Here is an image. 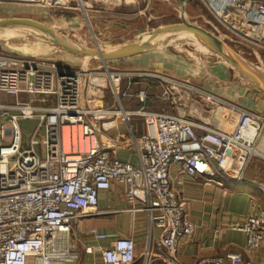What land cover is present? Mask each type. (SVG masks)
<instances>
[{
    "label": "built area",
    "instance_id": "obj_1",
    "mask_svg": "<svg viewBox=\"0 0 264 264\" xmlns=\"http://www.w3.org/2000/svg\"><path fill=\"white\" fill-rule=\"evenodd\" d=\"M94 1L117 7L147 0ZM198 1L227 31L226 36L264 50V0ZM0 3L54 10L81 7L84 12L86 7H92L84 0ZM108 76L118 95L123 74L108 72ZM158 78L165 81L163 98L174 103V88L179 85ZM85 86L84 72L54 63L38 64L25 56L0 55V264H64L66 259L76 258L72 222L94 214L100 194L114 184L125 188L130 204H136L140 194L144 196L142 205L131 211L147 213L153 226L161 230L156 247L172 264H182L176 258L178 244L190 237L196 226L186 202L172 185V169L178 166L188 176L208 183L219 184V179L243 183L252 159L259 155L257 144L264 133V114L242 110L236 129L228 133L165 109L150 112L142 106L136 112H127L112 107L94 108L86 99ZM22 94L29 100H20ZM38 96L53 98L55 103H40ZM9 97L15 102L7 101ZM139 98L144 102L147 94L143 92ZM134 114L153 129L135 138L141 150L138 164L112 158L109 148L101 144L95 125L118 117L129 124ZM32 119L39 124L28 147L22 141L20 122ZM261 188L264 191V186ZM230 227L245 233L246 252L257 251L264 243V209H252ZM91 234L106 238L96 229ZM145 254H149L148 249ZM102 257L106 264H134L136 244L129 237H119L112 248L102 252ZM241 259L240 254L230 253L203 258L198 264Z\"/></svg>",
    "mask_w": 264,
    "mask_h": 264
},
{
    "label": "crops",
    "instance_id": "obj_2",
    "mask_svg": "<svg viewBox=\"0 0 264 264\" xmlns=\"http://www.w3.org/2000/svg\"><path fill=\"white\" fill-rule=\"evenodd\" d=\"M84 1L87 6L98 7L92 11L94 23L100 26L106 23L104 31L109 34L115 26L129 32L135 29L138 25L136 21L140 19L148 23L157 19V0L130 2L117 7L99 4L94 0ZM121 21L126 23L121 24ZM104 36L109 38L107 34ZM194 45V54H198L196 58L174 53L167 48L153 49V46L135 57L113 61L109 66L111 71L123 74L117 88L119 98L116 95L110 102V93L114 95L115 91L106 75L97 79L96 86L86 85L88 103L91 106L95 103L93 107H112L127 112H136L142 106L150 112L165 109L172 115L186 117L196 124L228 133L236 129L242 110L264 114L262 89L242 76L225 58L206 47L207 50H204L197 42ZM257 57L254 56L256 68L264 77L263 62ZM156 76L179 85L174 88V103L163 98L165 81ZM183 84L189 87H183ZM143 92L147 98L141 102L139 97ZM43 101L49 105L55 103L53 98L38 102ZM95 125L101 144L109 148L112 158L133 164L140 162L141 152L135 138L145 132H153L137 114L132 115L129 124L118 117L97 121ZM196 131L200 133L201 128L197 126ZM257 147L259 155L251 161L245 181L241 184H230L222 179L218 180L219 184L208 183L188 176L178 166L172 169V185L186 202L190 219L196 226L193 234L178 244L176 258L180 263L198 264L206 257L233 253L240 254L242 259L236 262L226 260L223 264H264V243L257 251L248 253L245 249V233L230 227V224L242 221L252 209H264V191L261 188L264 186V133ZM143 199L144 196L140 194L139 201L130 204L125 188L118 184L102 192L96 212L72 222V249L77 256L66 259L64 264H106L102 252L112 248L119 237L134 240L137 255L134 264H172L166 259L165 252L155 245L161 237V230L153 226L147 213L131 211L133 207L141 206ZM92 229L105 234L106 238L99 239L92 235ZM87 248L92 250L87 252ZM147 249L148 255L145 254Z\"/></svg>",
    "mask_w": 264,
    "mask_h": 264
},
{
    "label": "rangeland",
    "instance_id": "obj_3",
    "mask_svg": "<svg viewBox=\"0 0 264 264\" xmlns=\"http://www.w3.org/2000/svg\"><path fill=\"white\" fill-rule=\"evenodd\" d=\"M156 5L158 6L156 8L157 19H153V22L148 23L146 20L140 19L136 21L138 22V25H136L138 28L135 26V29L132 31L125 32L122 28L115 26L112 29L113 31L110 30V34L104 31V27L107 26L106 23H103L101 26L95 25L94 23V19L92 18L94 12L92 11L97 10L98 7H86V11L84 12L81 7L78 9L54 10L37 5L0 3V20H30L39 24L43 29L50 30L58 36L80 46L95 49L98 45L101 49H109L125 44L136 43L140 39L144 40V37L151 32L161 27L180 22L175 11L168 7L166 3L157 2ZM117 9L118 8H115V10ZM187 11L191 18L192 25L199 27L204 32L231 47L244 59L251 61V65L255 67L257 63L255 62L254 56H258L257 58L263 62L264 66V50L250 45V47L247 48L236 42L231 36L229 38L225 36L228 34L227 31L211 16L198 0L191 1ZM121 22V24L126 23L124 21ZM130 23L133 22H129L128 24ZM106 34L111 37L110 40L104 36ZM194 44H196V42L191 38L185 36L183 33H177L161 39L154 45L153 49L167 48L174 53L187 54L188 56L196 58L198 54H194L196 52L194 51L196 47ZM1 54L25 56L38 64L54 63L65 68L76 70L80 73L84 72L86 85L93 84L92 81L96 82L100 77H105L108 75V72H115L111 71L109 67L113 64V61H108L104 64L99 59L78 57L66 49L54 45L44 38L24 29H6L0 31V55ZM198 61L197 58V62ZM116 95V92H114V95L110 93V102H113L112 97H116ZM2 97L3 100H6L5 95H2ZM117 98H119V95H117ZM37 99V101H39L42 97L38 96ZM20 100L28 101L29 96L22 94ZM7 101L14 103L15 98L9 97ZM93 106H95V103ZM38 124L39 121L34 119L22 120L20 122L24 145L29 144L31 136ZM43 133L44 131H41L40 136H43Z\"/></svg>",
    "mask_w": 264,
    "mask_h": 264
},
{
    "label": "water",
    "instance_id": "obj_4",
    "mask_svg": "<svg viewBox=\"0 0 264 264\" xmlns=\"http://www.w3.org/2000/svg\"><path fill=\"white\" fill-rule=\"evenodd\" d=\"M192 0H157L158 3H166L177 14L179 23L161 27L148 35L147 40H138L136 43L125 44L114 48L101 49L98 45L95 49L80 46L63 37L58 36L50 30L43 29L39 24L25 19L0 20V31L6 29H24L44 38L67 51L84 58L99 59L104 64L108 61L129 59L140 55L152 48L158 41L177 33L190 34L202 46L215 52L229 61L237 71L254 85L264 91V77L259 70L248 63L239 53L220 40L212 37L199 27L192 25L188 15V6ZM157 18V17H156ZM111 39V37H109Z\"/></svg>",
    "mask_w": 264,
    "mask_h": 264
},
{
    "label": "bare ground",
    "instance_id": "obj_5",
    "mask_svg": "<svg viewBox=\"0 0 264 264\" xmlns=\"http://www.w3.org/2000/svg\"><path fill=\"white\" fill-rule=\"evenodd\" d=\"M10 33V32H9ZM4 34V33H3ZM7 34H8V32H7ZM186 36H188L189 38H191L193 41H195V42H197L199 45H201L197 40H195L190 34H187V33H184ZM147 38H148V35H146L145 36V38H144V41L145 40H147ZM202 46V45H201ZM202 47H204V46H202ZM204 50H207L205 47H204Z\"/></svg>",
    "mask_w": 264,
    "mask_h": 264
}]
</instances>
